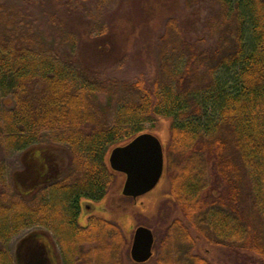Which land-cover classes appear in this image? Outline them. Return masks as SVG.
Returning a JSON list of instances; mask_svg holds the SVG:
<instances>
[{"label":"trees","instance_id":"16d2710c","mask_svg":"<svg viewBox=\"0 0 264 264\" xmlns=\"http://www.w3.org/2000/svg\"><path fill=\"white\" fill-rule=\"evenodd\" d=\"M183 2L217 7V17L204 22L220 33L215 50L201 48L177 17H166L160 77L141 72L123 80L116 104L101 113L86 98L105 88L97 67L34 47L27 35L12 36L13 18L0 3V133L14 149H33L39 173L18 199L0 194V264H18L7 243L37 224L64 237L65 264H122L125 234L109 220L85 234L92 245L80 251L79 201L106 196L116 173L107 162L111 147L162 120L169 122L162 175L189 226L212 244L253 252L264 264V0ZM39 131L53 132L54 144L37 141ZM59 145L67 147V159L50 150ZM206 159L222 184L217 194L205 180ZM245 180L251 211L241 206ZM183 234L194 247L185 225Z\"/></svg>","mask_w":264,"mask_h":264},{"label":"rangeland","instance_id":"374dc122","mask_svg":"<svg viewBox=\"0 0 264 264\" xmlns=\"http://www.w3.org/2000/svg\"><path fill=\"white\" fill-rule=\"evenodd\" d=\"M0 3L4 6V15L13 18V23L8 25L11 26L9 34L12 36L18 38L22 34L25 37L27 35L30 39L28 43L34 47L51 48L75 65L83 63L97 67V78L105 88L96 96L87 94L86 98L100 113L114 107L120 96L119 87L123 80L132 81L141 72L160 77L164 62L162 52L167 47L160 37L166 17H177L183 31L189 34L187 36L192 40L199 39L197 41L201 48L214 51L220 35L217 29H207L204 25L207 19L217 17V7L210 2H195L188 7L184 6L183 0H0ZM94 40L104 41L105 46L98 45ZM2 107L0 104V113ZM149 132L157 135L165 146L169 139V122L162 120ZM35 135L40 143L55 142V134L51 131H39ZM59 146L61 148L58 150H52V147L50 150L58 154L57 159L61 156L67 159V147ZM22 153V150L14 149L0 133V194L9 200L18 199L21 196L18 191L23 193L27 190L17 178L24 165ZM212 164L210 159L205 160L204 175L210 191L217 194L222 189V184ZM123 178V174L116 172L106 196L100 203H92L103 207L106 217L120 224L124 231L126 245L121 246L122 264H137L131 260L129 249L134 229L138 225H144L153 231L154 246L158 252L162 248V238L171 224L173 230L176 219H182L183 225L189 228L195 241V249L202 252L212 250L208 254L213 258L214 264H260L253 252L237 253L230 248L212 244L191 228L173 199L170 181L164 174L154 188L136 199L121 194ZM244 182L241 206L251 211V191L248 182ZM37 229L46 230L47 226L33 225L20 229L11 236L7 245L15 257L19 240ZM172 230L171 233H176ZM171 243L179 248L180 240L171 238ZM91 245V242H86L79 249L86 251ZM101 248L97 252L101 253ZM216 255L219 256L216 258ZM101 261L105 262L103 259Z\"/></svg>","mask_w":264,"mask_h":264},{"label":"water","instance_id":"95a60500","mask_svg":"<svg viewBox=\"0 0 264 264\" xmlns=\"http://www.w3.org/2000/svg\"><path fill=\"white\" fill-rule=\"evenodd\" d=\"M32 151L33 149L30 148L21 154L23 162L27 163L28 167L27 190L34 186L39 175L37 173L38 161ZM107 162L112 171L124 175L121 194L136 199L150 191L161 178L164 169L163 145L157 135L143 131L129 140L111 147L107 154ZM17 178L22 185V172L17 174ZM36 233L30 232L24 235L17 246L20 247L24 242H33ZM152 244L151 229L144 225H138L132 236L129 249L130 258L135 262L146 261L152 254Z\"/></svg>","mask_w":264,"mask_h":264},{"label":"flooded vegetation","instance_id":"af4514ba","mask_svg":"<svg viewBox=\"0 0 264 264\" xmlns=\"http://www.w3.org/2000/svg\"><path fill=\"white\" fill-rule=\"evenodd\" d=\"M27 168V163H24L22 170L19 171L22 172L23 178L21 183L23 186L25 185V187H28L27 184L29 180L26 174ZM100 201L101 200L95 201L90 199H81L79 201V212L76 220L78 230L81 233V238H79L78 243L80 247L88 242L86 239H83L85 238V234L94 230L104 229V221L109 220L117 224L122 230L120 224L106 217V211L103 207H99L98 205L94 206V204H92L100 203ZM180 220L179 224L174 225L173 223V230L171 227L172 224L170 225L167 233H165V236L162 238V248L158 252L154 246L155 235L151 230L153 234L151 256L143 262L132 261L137 264H143L145 262H149L150 264H214L213 258L208 254L212 253V250L207 249L206 252H202L201 250L198 251L194 247L190 248L191 243L188 244V242H183V220ZM171 230L172 232L176 231V233H171ZM36 232V237L33 239V242H24L20 247L17 246L18 243L16 244L15 252L17 251L18 254V264H65L63 253L67 252V250L64 248V243L62 244L61 242L64 237L59 238L51 227H47L46 230L37 229ZM171 238L178 239V241L180 240L179 248H176L177 245L175 244L173 246ZM183 245H185V249H183ZM218 256L216 255V258Z\"/></svg>","mask_w":264,"mask_h":264}]
</instances>
